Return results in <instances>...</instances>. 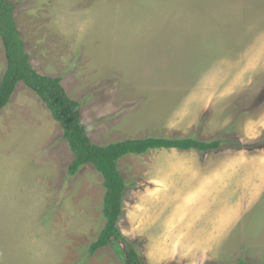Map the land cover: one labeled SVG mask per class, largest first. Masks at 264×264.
<instances>
[{"label":"rangeland","instance_id":"rangeland-1","mask_svg":"<svg viewBox=\"0 0 264 264\" xmlns=\"http://www.w3.org/2000/svg\"><path fill=\"white\" fill-rule=\"evenodd\" d=\"M9 1L32 66L61 78L93 143L220 142L118 160L121 250L142 264L264 263V0ZM5 66L0 40V78ZM73 156L19 82L0 110V264H124L111 246L89 252L105 188L92 164L69 174Z\"/></svg>","mask_w":264,"mask_h":264},{"label":"trees","instance_id":"trees-1","mask_svg":"<svg viewBox=\"0 0 264 264\" xmlns=\"http://www.w3.org/2000/svg\"><path fill=\"white\" fill-rule=\"evenodd\" d=\"M0 40L6 59L5 70L0 78V110L8 105L17 84L22 82L42 100L52 117L60 124L62 137L68 141L74 154L67 168L68 173L75 175L85 164H92L102 175L105 188L102 204L104 225L96 239L90 243L89 252L93 254L101 247L111 246L124 264H142L135 249L130 248L125 254L117 243L121 237L117 222L126 190L125 179L117 166L118 160L126 154H141L152 148H194L207 151L218 148L220 142H204L190 137L149 136L122 139L103 145L93 143L81 120L80 102L68 96L60 77L40 74L30 63V55L15 22L14 4L9 0H0Z\"/></svg>","mask_w":264,"mask_h":264},{"label":"crops","instance_id":"crops-1","mask_svg":"<svg viewBox=\"0 0 264 264\" xmlns=\"http://www.w3.org/2000/svg\"><path fill=\"white\" fill-rule=\"evenodd\" d=\"M137 45H138V46H139V45H149V43H145V44H137ZM164 45H168V44H165V43H164ZM169 45H170V44H169ZM30 63H31V62H30ZM40 74H41V73H40Z\"/></svg>","mask_w":264,"mask_h":264}]
</instances>
